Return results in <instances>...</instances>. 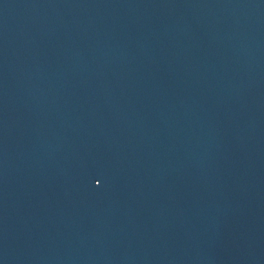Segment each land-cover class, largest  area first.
Returning <instances> with one entry per match:
<instances>
[{
	"label": "water",
	"instance_id": "obj_1",
	"mask_svg": "<svg viewBox=\"0 0 264 264\" xmlns=\"http://www.w3.org/2000/svg\"><path fill=\"white\" fill-rule=\"evenodd\" d=\"M0 264H264V0H0Z\"/></svg>",
	"mask_w": 264,
	"mask_h": 264
}]
</instances>
